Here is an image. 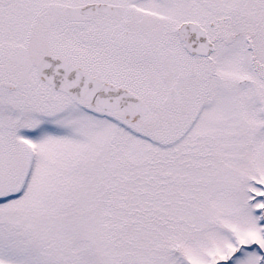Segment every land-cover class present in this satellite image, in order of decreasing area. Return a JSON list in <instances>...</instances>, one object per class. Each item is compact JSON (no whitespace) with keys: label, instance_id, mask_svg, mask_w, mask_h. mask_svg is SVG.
<instances>
[{"label":"snow or ice","instance_id":"1","mask_svg":"<svg viewBox=\"0 0 264 264\" xmlns=\"http://www.w3.org/2000/svg\"><path fill=\"white\" fill-rule=\"evenodd\" d=\"M0 264H264V0H0Z\"/></svg>","mask_w":264,"mask_h":264}]
</instances>
